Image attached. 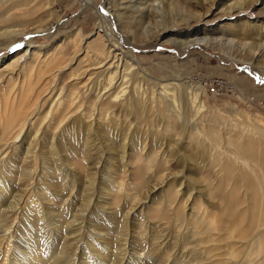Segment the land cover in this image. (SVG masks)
I'll return each instance as SVG.
<instances>
[{
	"label": "rangeland",
	"instance_id": "374dc122",
	"mask_svg": "<svg viewBox=\"0 0 264 264\" xmlns=\"http://www.w3.org/2000/svg\"><path fill=\"white\" fill-rule=\"evenodd\" d=\"M48 1L0 0V32L21 25H25L22 28L25 29L24 31L33 32L0 39V101L7 98V95L9 97L10 94L17 93L20 85L27 82L28 76L33 79L42 77L30 92L34 106L28 121L38 119V126L35 125L31 129L29 123H26L15 144L19 146L20 141H25L22 148L12 152L9 158L11 160L8 159L9 163L4 164L5 167L0 165V170H3L0 171V184L7 186V194L0 196L2 200H0V220H2L0 222L6 221L10 226L13 225L11 233L19 234L13 243L20 240L18 247L16 245L9 247L10 251L12 250L11 259L14 258L18 262L15 263L19 264L25 254L30 255L29 260L36 257V264H108L114 256L115 264H131L130 256L141 258L138 253L142 251L143 246L152 248L155 243L156 249H159L158 246H171L176 243L175 249L181 247L182 244L178 239L181 240V236L186 234L184 233L187 231L186 223H183L181 228L176 227V222L173 221L175 218L167 221L168 224L155 218L154 212L159 204L165 203L177 190H180L177 203H186L184 215L198 217L195 213L198 212L202 202H206L208 211H213V202L216 200L208 199V196L211 190L216 194L218 183L216 170H212L210 165L211 154L207 146L198 145L196 141L190 142V135H198L196 133L202 132L203 135L210 136L215 130L219 133L224 132L227 129L224 127L228 126V123L222 122L223 119L227 122L240 120L252 129L251 132L256 137L262 138L260 133L264 134V64L263 67L250 64L251 53L249 50H241L240 47V44L255 46L259 39L264 40L263 31L255 30L253 26L246 28L249 19L264 17V0H257L258 6L254 8L252 6L248 11L249 19L241 15L237 16L238 11L235 8L232 11L234 18L212 22L216 17L219 18L223 13H227L234 2L242 0H231L226 3L223 1L220 7L215 4L210 8L211 12L202 17L203 23L197 28L204 29L206 25L207 36L211 39L215 41L223 39L226 45H229L228 41L232 42L233 48L228 49L229 54L226 52L222 54L223 51L219 48H217L219 51H213L204 44L192 46L184 51L173 42L179 40L175 35L163 39V46L149 49L148 47L156 42L155 36L158 33L155 30H153L154 37L146 42L148 47L134 50L135 56L142 61L144 71L149 76L161 82L175 84L179 81L180 83L177 84L183 85L178 88V92L181 94L179 104L183 107L184 113H188L187 104L193 106L194 97L199 110L184 114V117H187L189 127L193 125L197 131L188 130L190 128L186 130V127L184 129L168 128L167 125L165 127L162 113L152 110L147 113L146 119L149 120L144 122L136 114L124 111L118 119L114 113V117L106 122L107 126L104 128L96 126L89 134L85 126L79 127L78 130L74 120L64 125V131L61 129L62 131L58 132L51 124L49 126V123L44 121L52 103L61 97L62 89L63 92L72 93L77 85L86 86L88 72H99L88 68L90 60L84 58L86 54L81 51V48L97 38L94 34L98 30L99 20L93 18L96 16L95 8L105 13L103 25L107 27L112 22L119 36L128 21L126 17L124 21L111 18L115 5L111 8L113 3L109 1L53 0L54 4L51 8L47 4ZM90 1L93 2V6L86 5ZM117 1H120V5L123 4V8L127 6L133 9L130 1L115 0L116 6L119 4ZM175 1H181L183 4V0ZM193 3L196 2L192 1L190 4ZM251 4L252 0H246L244 7L249 8ZM195 7L199 11L203 6L195 5ZM202 10L205 12L204 9ZM167 12L168 25L173 19L182 18L179 11L168 9ZM50 13L55 14L59 22L55 19L54 21ZM50 20L53 21L52 24ZM195 21L196 19L189 20L188 25H195ZM205 21H210L212 24H205ZM186 24H182L178 29L174 28L173 34L177 30L182 34L191 32L193 28L190 29ZM171 25L168 28L172 27ZM39 26H48V31L35 32L33 28ZM146 27L152 28L149 24H133L131 28L136 31V35L127 42L133 47L141 46L143 42L138 39V35L144 32ZM79 32L87 37L86 44L80 42L76 45L75 36ZM31 41L34 46L31 45ZM93 44L95 46L96 42L90 47ZM74 46L78 48L75 49ZM118 48L121 49L120 52L122 49L124 52L129 50L123 45ZM76 51L79 53L74 58L73 54ZM260 54L259 52L258 55ZM60 61L64 63L65 68L62 76L54 79L57 70L53 67ZM130 72H133V68ZM93 78L94 76L90 80ZM172 79L177 81L174 82ZM141 85L139 91L141 90L145 96L158 98L161 93L159 86L145 83ZM3 111L0 110V135L6 121ZM83 122L86 123L84 120ZM40 124L42 126H39ZM39 127H41L40 139L34 140ZM30 130L32 131L28 136ZM75 138H80L81 143L79 140L74 143ZM200 138L201 136H198V139ZM7 140L1 142L2 147L4 146V148L0 146L1 158L3 153V156L10 153L11 149L7 147L13 146L14 134L12 133ZM254 140L264 147V140ZM53 141L58 148L57 157H53L54 153L45 156V153L49 152V144ZM204 148L207 152L203 151ZM29 149L33 154L28 155L31 158L26 159ZM43 154L46 161H43ZM147 159H154L155 165L160 166L159 171L151 172L146 177V174L140 176L138 170L147 169ZM13 163L16 166L12 168L9 165ZM46 165L52 170L62 171L60 174L45 172L42 176V167ZM25 168L34 171L31 172V176L25 175L26 172L23 171ZM137 181L144 184L141 192L135 193L131 190L130 196L119 197L121 185H124V189H132ZM24 206L25 209L33 211L37 207L40 211L37 209L34 212L27 211ZM4 210L9 213L6 217L2 215ZM42 210L45 216L41 214ZM124 212L125 214L129 212L127 218H123ZM8 219L14 220V223L12 224ZM125 236H128L127 241L132 243L127 247L126 254L123 252L125 245H122ZM184 239L186 243L194 242L186 237ZM120 245L124 247L121 248ZM114 250L118 252L117 256ZM181 251L182 248L178 249L173 260L164 263L190 264L187 262H190L189 257L186 254L182 256ZM22 263L28 264V261H20V264Z\"/></svg>",
	"mask_w": 264,
	"mask_h": 264
},
{
	"label": "bare ground",
	"instance_id": "6f19581e",
	"mask_svg": "<svg viewBox=\"0 0 264 264\" xmlns=\"http://www.w3.org/2000/svg\"><path fill=\"white\" fill-rule=\"evenodd\" d=\"M105 1H109L113 3V5L111 4L110 6L111 8H113L115 5L114 10L112 11L111 18L115 20L121 19L122 21H124L126 17V20L128 21L127 25L124 27L121 36L117 35L116 32H118V30L114 29L112 22L107 27L103 25V23L105 22L104 11L99 12L95 8L96 16H94L93 18L96 17L97 21L99 20L98 30L94 34L97 36V38L93 42H89L86 47L81 48L82 49L81 51L84 54H86L84 58H88L90 60V65L88 66V68L90 69L93 68L94 71L98 70L99 72H95V73L88 72V74L86 75L88 76V79L86 80L87 81L86 86L78 87L77 85V87H75L74 89L75 91L72 93L63 92L64 89H62V93L60 94L61 97L56 99L52 103L48 111L47 118L45 119L44 122H48L49 126L51 124L52 128L56 132H58L61 129L63 130L64 125H66L69 121L74 120L77 129L79 127L81 128V126H85L87 133L89 134L96 126L100 128L101 127L104 128L105 126H107L108 123L106 124V122H108V120L114 117V113L115 116L119 119L120 116H122V114L124 113V111H126L129 112L130 114L139 115V117H141V119L144 122L146 120L147 121L149 120L146 119L148 115L147 113L151 112L152 110H155L157 112L162 113L163 115L162 120L164 121V123L163 122L162 123L165 125V127L166 125L168 128L176 127V129H178V127L179 129L180 127L183 129L186 127V130L190 128L188 130L197 131V129L194 128L193 125L189 127L190 124H188V120L186 119L187 117L186 118L184 117V114L185 115H187L188 113L191 114L192 111L198 112L199 106L196 105L194 97L192 100L193 108L187 104L186 108L188 110L186 109V111L188 113L187 114L184 113L183 107L180 106L179 104V95L181 94H179L178 92V88H180L183 85L182 84L178 85L177 82L179 81H177L176 79H172L174 80V82L177 81L175 84H173L169 82H161L160 80H157L149 76L144 71V66L142 61L135 56L136 52L134 50L136 48L145 49V47L147 46L146 44L147 40L154 37L153 30H155V32L158 33V35L155 36L156 42L153 43L151 47L147 46L149 49H155L160 46H163L162 43L163 39H165L170 35H175L177 39L179 40L182 39V40L181 41L172 40V41L177 43L176 45H178V47L182 48L184 51H186L188 48L192 46L204 44L207 48L212 49L213 51L219 48L223 51L222 54H225V52L229 54L228 49L231 50L233 48L232 42L228 41L229 45H226V42L223 39L219 41H215L207 36L208 33H207L206 25H204V29H199V27L197 28V26L203 23L202 17H205L211 12L210 8L212 6L216 4L217 7H220L221 5H223V1H225L226 3L231 0H183V4L181 1H175V0H127L130 1V4L131 6H133V9H130L127 6L123 8L122 7L123 4L120 5L119 3L120 1H117L119 3V4L117 3L118 4L117 6L116 4H114L115 0H105ZM192 1H195L196 3L190 4ZM245 2L246 0L234 2V5L232 4V6L229 7V11L227 13L222 12L224 15L221 13L222 15L219 16V18L216 17V19L212 20V22L217 23L219 19L225 20V19L234 18L235 15L232 14V11H234L235 8L238 11L237 16L240 17L241 15V17L244 16V18L248 17L249 19L247 13L252 8V6L253 8L258 6L256 5L258 1L252 0V4L249 5V8L244 7ZM47 4L51 8V6H53L54 4V1L49 0ZM86 5L93 6V2L90 1L86 3ZM195 5L196 6L198 5L200 7L203 6L202 9H204L205 12H202L203 11L202 9L197 11ZM168 9L173 11H179L182 16L181 19L179 18L173 19L174 22L170 21L169 25H171V23L173 22V25H171L172 27L170 28H168L169 25L167 24ZM50 15H51L50 17H53V20L55 19L57 22H59L55 14L50 13ZM195 19H196L195 25L192 26L188 25L189 20H195ZM108 20L110 19L108 18ZM50 21H51L50 24H52L53 21L52 20ZM186 21H188V23ZM205 22H206L205 24H210V23L212 24V22L210 21H205ZM247 22L248 25L246 28L253 26L255 30L257 29L264 32V17L254 20L249 19V21ZM133 24H137V25L149 24V26L152 27V28L146 27L144 32L139 33L138 39L143 42L141 46L133 47L132 44H130V42H127V40H130L131 37L133 38L136 35V31H134V29L131 28ZM182 24L184 25L186 24L190 26V29L193 28V30L191 32H186L184 34L179 33L180 31L177 30L178 33L176 31L173 34L172 30H174V28L178 29L179 27L182 26ZM48 26L45 27L39 26L33 28V30L35 32H41V31L47 32ZM17 27L18 28H11V29L7 28L6 30L1 31L0 39L9 38L15 36L16 34H22V33L24 34L26 32L33 33L31 30L24 31L25 29L22 28H24L25 25H21ZM123 33L125 38L123 37ZM200 35L203 36L201 37ZM86 38L87 37L80 32L76 34L75 36L76 45H78L80 42L86 44L85 41ZM262 39H264V37ZM95 42H96L95 46L93 44V46L90 47L92 43ZM31 45H33V41H31ZM62 45L64 44H61V46ZM122 45L125 48L126 47L129 48V50H127V52H124V49H122V52H120L121 49H119L118 47ZM74 47L75 49L78 48V46L77 47L74 46ZM131 47L133 48L131 49ZM240 47L241 50L244 51L249 50V53H251V60L249 62L250 64L256 67L260 65L262 66L264 64V40L261 41L259 39L258 43L255 46L251 44L250 45L240 44ZM30 49L32 50V47H30ZM259 52L262 54V55L260 54L261 56L258 55ZM78 53L79 51H76L73 54L74 58ZM77 60L78 57L76 58V61ZM64 68H65L64 63L61 61L58 64H55V67H53V69L57 70L55 72L57 74H55L53 78L55 79L60 75L62 76V72ZM131 68H133V72H130ZM261 73H263V71ZM92 76H94V78L90 80ZM39 77L40 76H38V78ZM38 78L33 79L32 77L28 76L27 82H25L24 84L22 83L21 85L19 83L20 87L17 93H14L13 95L10 94L9 97L7 95V98L0 101V110H4L3 112H5L6 115L5 124L4 126H2L3 132L2 135H0L1 148H4V146L2 147L1 142H5L7 138L12 135V133L14 134L13 146L11 145V147L10 146L7 147L11 149V151L8 149L10 153H7L4 156H3L4 153L2 154V158L0 157L1 158L0 165L4 166V164L6 163L8 164L9 160H11L9 158L12 156L11 155L12 152L18 151L20 148H22L25 141L24 142L20 141L21 144L19 146L15 144L18 142L17 138L19 137V134L24 128V126H26V123H29L28 125H30L31 129L35 125L38 126L37 125L39 122L38 119L37 120L33 119L31 121L30 120L28 121L29 117L32 115L33 106H34L31 100L30 92L33 90L34 86L40 82L42 77H40L39 79ZM142 83L159 86V88H161V93L158 95V98L145 96V94L141 93V90L139 91V87L142 86L141 85ZM50 102H52V100ZM193 114L195 115V113ZM83 120L86 122L85 124ZM222 122L228 123L227 124L228 126L224 127L227 128L224 130V132L221 131L219 133L216 132L215 130L212 131L211 133L212 135L210 136H206L203 135L202 132H198L196 133L198 135H194V134L190 135V140H189L190 142L196 141L195 143L198 145L207 146V149L211 154L210 158L212 163L210 165L212 170H216L215 175L218 176L216 177L218 181L216 185V194L211 190L208 196V199L216 200L215 202H213L214 205L213 211H208V208L205 205L206 202L205 203L202 202L200 204V207L198 208V212L195 213L198 217L195 218L193 217V215H189V214L184 215L186 203L183 202H181L182 204L179 202L177 203V196L179 195V191H180L177 190L175 192L176 194L174 193L173 196L169 197V199L165 203L163 202L162 204H159V206L157 205L158 207L154 212L155 213L154 217L159 218L162 222H167L175 218L173 221L176 222L175 224L176 227L178 226L180 227L183 225V223H186L187 231L184 232L186 234L184 236H181L182 237L181 240L178 239V242H180L182 246L175 249L176 243H174L171 246L168 245L166 246L162 245L161 247L158 246L159 249H156V245L153 242L154 245L152 248L143 246L141 247L142 251L138 249L139 251L142 252V254H140L141 252L138 253L141 258L138 257L134 258L133 256H130L129 260L131 264H156V263L165 264L164 262L167 261L170 262L171 260H173L175 256V252L180 248H182L181 251L182 256H185L186 254V256L189 257L190 262L189 261L187 262L190 264L191 263L192 264H264V147L254 140L257 139L259 141H263L264 134L260 133L262 138L256 137V135L251 132L252 129H250L245 123L241 122L240 120L227 122L225 119H223ZM39 126L42 125L40 124ZM258 128L263 129V127L260 126H258ZM31 131L32 130H30L27 133L28 136L31 134ZM40 131H41V127L38 128L34 140L36 139L38 140V138L40 139L39 136V134L41 133ZM198 136H201V138L198 139ZM79 139L75 138L74 143L78 142ZM79 143H81L80 140ZM47 147L48 146H46V148ZM205 148L203 149V151L207 152ZM49 152H46L45 156H47L48 154L50 156L51 153H54L53 157H57L58 155V148L54 144V141L52 142V144H49ZM31 154H33V152L31 151V149H29L26 159H28L31 156ZM42 156L44 161L45 160L44 154ZM22 161L24 162V160ZM146 162H147V166H146L147 169L138 170L140 176H144L146 174L145 175L146 177L151 172L156 173L159 171L160 166L158 167L155 165L156 161L154 159H147ZM9 166L10 167L12 166L13 168L16 166V164L13 163L12 165ZM0 171L3 172V170ZM23 171L26 172L25 175L27 176H31V172H34L30 168L29 169L25 168ZM61 171L62 170H58V169L52 170L49 165L48 166L46 165L42 167V176L45 172L52 174H56L57 172H59L60 174ZM144 171L146 172L144 173ZM134 185L135 186L132 189L131 188L124 189V185H121L119 187V191H120L119 197L121 196L128 197L130 196L131 193L129 191L133 190L135 191V193H138L141 192L142 189L144 188V184H140L138 181L137 183H134ZM3 194L5 195L7 194V186H3L0 184V196L1 195L3 196ZM12 203H14V201ZM17 204L15 203V205ZM35 209H37V207ZM25 210L33 211L28 209ZM37 210L40 211L39 208ZM38 211L36 212L37 214L39 213ZM128 213L125 214L124 212L123 218H127L129 216ZM7 214L9 213H7L5 210L2 213L4 217H6ZM41 214L44 215V212ZM18 216L20 215L18 214ZM13 221L11 220L10 222H12L13 224L14 223ZM4 222H0V234H1L0 264H16L18 262L15 261L14 258L11 259L10 257L12 254L11 252L12 250L10 251V248L13 245H16L18 247L20 240H16L15 243L13 242L15 238L18 237L19 234L11 233V229L13 225L10 226L9 223L7 224L6 221ZM163 226L165 225L163 224ZM12 231L14 232V230ZM127 237L128 236H125V238L123 239L124 244H122L125 245V248L123 250L124 254L128 252L127 247H129V245L132 244L129 240L127 241ZM185 237L186 239L189 238L192 241L194 240V242L188 241L186 243V240L184 239ZM116 239L119 240V238ZM122 245H120V247ZM20 248L21 247H19V250ZM115 251L116 250H114V252ZM117 255L118 252H115V256ZM29 256L30 255L24 254V257L21 258L20 261L21 262L28 261V264L29 262L30 264H36L35 262L36 257L35 258L30 257L32 258L30 259L32 261H30L28 259ZM124 258L126 257L124 256ZM115 263H116L115 257L112 256V259L108 261V264H115Z\"/></svg>",
	"mask_w": 264,
	"mask_h": 264
}]
</instances>
